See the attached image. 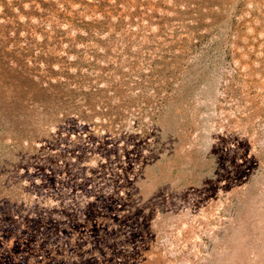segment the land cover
<instances>
[{"label":"rangeland","instance_id":"rangeland-1","mask_svg":"<svg viewBox=\"0 0 264 264\" xmlns=\"http://www.w3.org/2000/svg\"><path fill=\"white\" fill-rule=\"evenodd\" d=\"M0 264H264V0H0Z\"/></svg>","mask_w":264,"mask_h":264}]
</instances>
